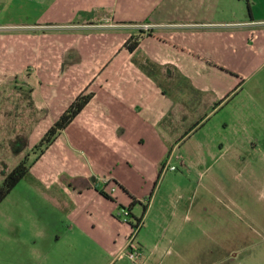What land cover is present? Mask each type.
Returning <instances> with one entry per match:
<instances>
[{"label":"crops","instance_id":"crops-1","mask_svg":"<svg viewBox=\"0 0 264 264\" xmlns=\"http://www.w3.org/2000/svg\"><path fill=\"white\" fill-rule=\"evenodd\" d=\"M26 2L37 10L36 20L0 25V66L13 65L12 74L20 75L29 90L33 88L35 105L48 115L49 125L56 121L50 115L60 117L76 97L92 94L61 133L67 134L71 145L84 144L92 166L88 175L95 186L83 192L93 204L87 202L76 210L65 250L80 249L117 264L113 260L121 259L130 231L110 216L109 205H122L126 199L120 192L116 204L104 198L96 187L100 175L110 174L103 179L138 202L146 186L139 176L142 172L122 168L115 172L111 167H131L144 157L150 172H157L176 147L206 128L212 113L248 94L245 88L254 67H264V0ZM143 25L150 29H142ZM19 30L21 34L12 33ZM132 37L139 38V44L131 52L127 45ZM260 88L264 93V82ZM207 101L208 106H216L208 113ZM195 111L201 117L186 131ZM250 118L240 112V125ZM205 155L201 153L199 161L211 160ZM232 159L228 171L233 184L246 177L263 189L264 181H259L263 173L237 167L246 159L241 154ZM216 185L222 188L220 182ZM94 211L104 220H93ZM83 213L89 219L79 220ZM101 221H106L105 228L99 225L104 234L96 228ZM49 236L42 238L45 242L55 238ZM35 248L42 255L34 257L33 252L28 264L54 263L58 248Z\"/></svg>","mask_w":264,"mask_h":264},{"label":"rangeland","instance_id":"rangeland-1","mask_svg":"<svg viewBox=\"0 0 264 264\" xmlns=\"http://www.w3.org/2000/svg\"><path fill=\"white\" fill-rule=\"evenodd\" d=\"M36 11L26 0H1L0 25L36 20ZM13 69V65L0 66V183L27 155L31 166L29 174L0 204V264H28L33 252L34 257L42 255L35 250L36 245L41 250L47 245L58 248L53 264H108L109 259L96 254L65 250L73 233L70 225L77 218L76 210L87 202L93 204L91 196L86 199L83 193L95 187L88 175L91 162L84 144L71 145L66 133L57 137L42 155L32 153L51 125L45 119L48 115L35 105L33 88L29 90L20 75L15 77ZM253 70L256 71L245 88L248 94L238 95L223 110L212 113L205 129L191 134L189 140L176 147L157 172L151 169L153 178L149 179L151 165L141 154L143 159L138 157L131 167H111L115 172L121 168L142 172L139 176L146 180V186L138 202L134 203L114 183L105 188L103 178L110 174L100 175L102 181L96 186L100 193L103 191L115 204L119 192L125 196L122 205H109L110 216L128 227L127 243L132 240V248L143 253L138 261L123 257L113 263L264 264V187L252 184L246 177L233 184L228 171L238 153L246 159L237 167H251L257 174H264V93L260 88L264 67ZM213 104L208 106L207 101V113L216 107ZM240 112L251 116L243 126ZM190 114L185 127L201 117L196 111ZM50 118L59 117L53 114ZM201 153L211 160L199 161ZM166 163L176 170L163 169ZM216 181L222 188L217 187ZM54 185L59 189L51 190ZM112 186H116L115 193L110 192ZM129 204H133L131 209ZM123 210L131 213L128 223L119 217ZM91 217L104 220L99 211ZM81 219L87 220L89 215L83 213ZM99 225L105 228L106 221L96 225L101 230ZM98 233L99 230L94 232L96 236ZM45 236L55 238L45 242Z\"/></svg>","mask_w":264,"mask_h":264},{"label":"trees","instance_id":"trees-1","mask_svg":"<svg viewBox=\"0 0 264 264\" xmlns=\"http://www.w3.org/2000/svg\"><path fill=\"white\" fill-rule=\"evenodd\" d=\"M139 44V38L132 37L127 45L132 52ZM92 98V94H81L75 98L71 105L61 114L51 127L47 130L41 141L34 147L32 153L43 154L50 146L54 144L57 137L68 128L73 120L81 113L85 106ZM29 155L24 157L19 163L13 167L2 179L0 183V204L7 198V196L16 188V186L29 174L30 172ZM101 194L108 198L103 191Z\"/></svg>","mask_w":264,"mask_h":264},{"label":"built area","instance_id":"built-area-1","mask_svg":"<svg viewBox=\"0 0 264 264\" xmlns=\"http://www.w3.org/2000/svg\"><path fill=\"white\" fill-rule=\"evenodd\" d=\"M142 29L144 30H149L150 29V26L149 25H143L141 27ZM163 169H166V170H170V171H175L176 169L174 167H170L168 165V163H166L163 167ZM103 184H104V187L106 188L108 185H111V181L110 180H107V179H103ZM116 186H112L110 188V192L111 193H115L116 192ZM131 213L129 211H126V210H123L120 214H119V217H122L124 219V222L125 223H128L130 222L128 217H130ZM137 228H138V224H137ZM133 235V234H132ZM132 240H130L127 245H126V248L125 250H123L120 255H119V258H123V257H127L130 261H138L140 259H142L143 257V253L140 251V249L138 248L137 251L134 250V248H132ZM128 249H130V251H127Z\"/></svg>","mask_w":264,"mask_h":264}]
</instances>
